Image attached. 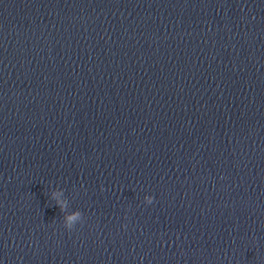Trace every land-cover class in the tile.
Returning <instances> with one entry per match:
<instances>
[{"label":"water","instance_id":"95a60500","mask_svg":"<svg viewBox=\"0 0 264 264\" xmlns=\"http://www.w3.org/2000/svg\"><path fill=\"white\" fill-rule=\"evenodd\" d=\"M0 264H264V0H0Z\"/></svg>","mask_w":264,"mask_h":264},{"label":"clouds","instance_id":"9594fccd","mask_svg":"<svg viewBox=\"0 0 264 264\" xmlns=\"http://www.w3.org/2000/svg\"><path fill=\"white\" fill-rule=\"evenodd\" d=\"M54 196L56 194H53ZM144 202L146 204H151L153 202V197L152 196H146L144 197ZM57 206L60 208L61 212H66L67 204L66 202L63 201H57ZM82 213L77 210L71 214H65L64 216V224L63 227L67 229L68 231H71L74 228V222L82 217Z\"/></svg>","mask_w":264,"mask_h":264}]
</instances>
